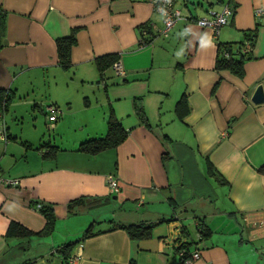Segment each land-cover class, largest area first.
<instances>
[{"label": "crops", "instance_id": "obj_1", "mask_svg": "<svg viewBox=\"0 0 264 264\" xmlns=\"http://www.w3.org/2000/svg\"><path fill=\"white\" fill-rule=\"evenodd\" d=\"M174 6L180 18L162 36L153 0H0V90L12 95L5 112L13 107L14 124L16 102L53 106L57 114L48 121L69 124L78 97L70 92L102 90L96 110L87 100L78 104L71 142L56 145L52 156L11 137L0 141V177L16 182L0 185V264H67L55 247L74 242L92 221L102 231L70 248L75 264H127L130 258L134 264H177L178 240L199 253L188 264H264V174L256 170L264 162V100L250 102L257 84L264 97V0H195L186 6L177 0ZM223 6L230 14L216 34L196 24ZM142 24L150 33L140 35ZM253 27L242 75L215 70L217 42L240 41L242 31ZM72 29L75 43L64 70L56 63L54 39ZM106 53L117 54L122 76L110 66L99 79L93 58ZM134 97L145 123L133 112ZM108 109L124 139L93 154L78 151L79 141L104 133ZM2 115L0 127L20 139ZM33 120L31 131L41 132ZM108 175L115 178L114 193L108 192ZM78 197L82 202L68 213L66 203ZM30 201L51 204L54 227L76 217V235L5 237L9 220L34 232L43 226ZM197 217L210 230L205 239H198ZM109 220L158 223L148 237L130 239L121 228L107 229Z\"/></svg>", "mask_w": 264, "mask_h": 264}, {"label": "trees", "instance_id": "obj_2", "mask_svg": "<svg viewBox=\"0 0 264 264\" xmlns=\"http://www.w3.org/2000/svg\"><path fill=\"white\" fill-rule=\"evenodd\" d=\"M177 0H172L173 4ZM188 3L192 4L190 0H180V4L186 6ZM199 3V2H198ZM209 6V4H208ZM196 20V19H195ZM4 25H5V11L0 7V49L3 46V33H4ZM140 35L150 33L149 28L146 24H142L139 27ZM243 39L240 41H226V42H217L216 44V57L214 59V69L215 70H227L231 74L236 77H240L243 73L242 64L243 61L250 59L251 57V47L253 45V40L255 37V28H251L248 30L242 31ZM143 43L145 39H140ZM247 42L250 50L243 51V45ZM75 43V30H70L67 35L57 37L54 39V47L56 52V63L64 70L68 69L70 66V48ZM117 61L116 53H106L99 56H95L93 58V63L98 73V77L100 79L101 73L111 66L113 62ZM101 80V79H100ZM12 95L8 92H3L0 90V116L7 110L8 104L11 100ZM181 102V99L180 101ZM178 102V103H179ZM177 105V104H176ZM33 107V106H32ZM132 108L135 115L138 117L140 121L145 123L146 118L144 116V112L141 106V101L139 97H134L132 99ZM125 130L120 126L118 120L113 115L111 109H108V113L105 119V131L100 136L88 137L78 142L76 149L81 152L93 154L105 148L113 147L122 141L125 137ZM11 137V139L17 141L24 147L34 148L42 151L43 156H52L54 152L57 150V146L51 144L49 141H42L41 143L32 146L29 142L25 140H20L14 136H10L6 133L5 128V138L6 140ZM211 167L210 164H208ZM259 173L264 174V162L259 165L256 169ZM81 197L74 198L66 203V210L68 213L73 212L72 207H74L77 203H81ZM31 207H33L43 218V226L37 231H31L22 226L21 224L9 220L4 232L5 237L16 238L28 240L31 236H48L54 228L55 216L52 210V206L50 203L42 202V201H30ZM162 221V219L158 220ZM195 229L198 234V239H205L209 236L210 230L205 225L203 220L199 217L196 218ZM98 222H91L87 225V227L82 231L80 236L74 242H65L61 245H57L55 247V251L60 255L63 262L68 264V256L70 252V248L79 240L88 237L90 235H94L100 233L102 230L93 229L94 225ZM109 225L107 229L113 228H121L123 229L130 239H140L146 238L150 234V229L157 224V221L153 222H139V223H129V224H121L117 222H113L109 220ZM191 243L178 240V243L174 249L176 255L179 250H183L181 256L177 255V264L181 263V259L189 256L190 250L189 246ZM33 260L26 259L19 264H30ZM127 264H134L132 258H130Z\"/></svg>", "mask_w": 264, "mask_h": 264}, {"label": "rangeland", "instance_id": "obj_3", "mask_svg": "<svg viewBox=\"0 0 264 264\" xmlns=\"http://www.w3.org/2000/svg\"><path fill=\"white\" fill-rule=\"evenodd\" d=\"M191 1L194 2L195 0H191ZM190 6L191 5H189V7ZM101 91H102L101 88L98 86V87H91V88L85 87L83 93L74 92V91L70 92V94H74V95L78 94V97L76 98L77 101L76 100L72 101L73 106L75 108V113L77 115H73L71 117L69 124L64 123V121L60 118L57 119V121L55 122H49L47 117H45L47 113L44 107H40V108L38 107L35 108L32 106L29 107L27 104H24L21 102H16V124H14L15 122H13V120L11 119V113L13 110L12 106H9L8 111L5 112L4 115H2V119L3 121L5 120L6 125L9 128L15 129L14 127L16 125V135H18L17 137H19L21 140L27 139L36 145L41 143L42 141H49L51 144L58 145V146L66 145L69 142H71L70 140L72 139L71 138V135H72L71 127H73V125H76L75 123L77 122L72 119H76L81 114V112H76V109L78 108V104L80 103L81 105V102H84L87 100L90 102V106H93L92 111L96 110L97 106H94V104L95 103L99 104V98H100ZM59 107H60L59 109L61 110L62 108H65L60 104H59ZM94 114H97V112H94ZM34 116H36L38 124H40V126L43 127L41 132L31 131L32 130L31 126L34 124V120H33ZM86 126H92V123H88ZM207 189L209 190V187ZM211 189H213V187ZM95 210L96 208H92L90 211L94 212ZM72 218H76V217H70L66 220H63L58 225H55L54 230H53V236L55 237V239L57 237L59 238V240L60 239L64 240L66 238L70 239L76 235V232L73 227L77 223L75 222V219H72ZM86 226L87 224L82 229H85ZM187 227H188V230L190 231V234H194V229L192 228V225L190 227L189 226ZM66 234H69V235H66Z\"/></svg>", "mask_w": 264, "mask_h": 264}, {"label": "built area", "instance_id": "obj_4", "mask_svg": "<svg viewBox=\"0 0 264 264\" xmlns=\"http://www.w3.org/2000/svg\"><path fill=\"white\" fill-rule=\"evenodd\" d=\"M153 8L154 11L157 12L161 16V23L162 27L158 30V34L162 36H166L169 29L173 25V23L180 18V12L179 9H177L172 0H153ZM230 14V9L227 6H223L220 11L217 12H210L208 14V17H200L195 20L196 24L203 28H209L213 34H216L218 29L227 24V17ZM250 47L247 42L243 45V51H249ZM113 72L115 75L122 76L123 70L121 68V65L119 61H115L111 64ZM45 110L48 111L47 119L49 121H52L55 119L57 111L56 108L53 106H47ZM1 118V116H0ZM5 127L1 123L0 127V141H5ZM15 185L16 182L13 179H5L0 177V185ZM106 185L109 193H114L117 191V184L115 181V178L108 175L106 177ZM183 253V250H179L177 253L178 256H181ZM199 253L197 250H193L190 252L189 256L181 259L180 264H188L192 260L198 259ZM77 260L76 255H71L68 257L67 261L68 264H75V261Z\"/></svg>", "mask_w": 264, "mask_h": 264}, {"label": "water", "instance_id": "obj_5", "mask_svg": "<svg viewBox=\"0 0 264 264\" xmlns=\"http://www.w3.org/2000/svg\"><path fill=\"white\" fill-rule=\"evenodd\" d=\"M263 100L262 87L260 84H257L250 95V102L257 104L263 102Z\"/></svg>", "mask_w": 264, "mask_h": 264}]
</instances>
